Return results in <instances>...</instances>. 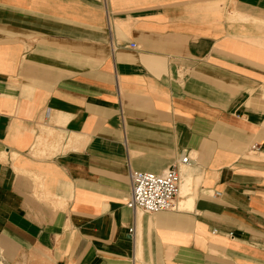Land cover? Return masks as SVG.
<instances>
[{"label":"crops","instance_id":"crops-1","mask_svg":"<svg viewBox=\"0 0 264 264\" xmlns=\"http://www.w3.org/2000/svg\"><path fill=\"white\" fill-rule=\"evenodd\" d=\"M0 264H264V0H0Z\"/></svg>","mask_w":264,"mask_h":264},{"label":"built area","instance_id":"built-area-1","mask_svg":"<svg viewBox=\"0 0 264 264\" xmlns=\"http://www.w3.org/2000/svg\"><path fill=\"white\" fill-rule=\"evenodd\" d=\"M131 47L136 46L132 44ZM254 148L255 146L252 147ZM187 162L188 156L179 160L180 164ZM129 181L130 191L125 204L133 211L156 213L177 207V198L181 189V177L177 165H171L160 173L130 171Z\"/></svg>","mask_w":264,"mask_h":264}]
</instances>
